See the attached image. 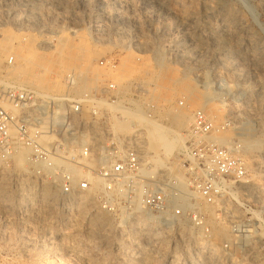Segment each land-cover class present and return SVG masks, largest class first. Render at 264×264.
Returning <instances> with one entry per match:
<instances>
[{"label":"rangeland","instance_id":"1","mask_svg":"<svg viewBox=\"0 0 264 264\" xmlns=\"http://www.w3.org/2000/svg\"><path fill=\"white\" fill-rule=\"evenodd\" d=\"M186 1L0 0V30L8 29L16 36H30L29 38L34 39H30L34 43L32 50H25L26 47H19L16 43L4 55L2 66L0 65V87L11 82L21 83L22 79L24 85L32 87L30 83L35 77L30 72L33 68L35 74L41 71L37 78L48 77L52 83L56 81V87L48 91L50 95L77 97L76 99L96 96L107 82L117 84L115 79L104 73L111 66L120 67L125 59H128V66L132 64V68L135 66L134 70L137 71L134 76L137 82L125 81L126 85L119 90L120 100L109 106L119 118L122 113L117 106H127L129 109L139 106L143 111L146 109L144 112L147 111L149 116L164 124L169 122L161 118V114L165 116L169 113L195 111L191 122L179 126L181 130L178 127L185 137L184 144L198 113L216 117L218 128L226 124L225 130L213 135V141L218 137H227L237 142L242 137L239 134L243 133V126L251 124L255 129L254 138L260 139L262 143L249 150L244 148L245 155L252 162L251 167L247 169L252 177V184L243 190L241 197L252 213L250 227L254 229L253 232L256 231V237L248 243L251 245L249 247H252L247 252L248 257L242 250L234 251L236 259L233 260L224 254V244L232 242L235 237L228 223L230 239H220L212 235V221H218L221 216L217 208L213 209L215 218L212 220H208L203 209L206 224L211 231L209 241L203 229L195 226L190 219L186 220L187 230H192L184 234L179 232L178 227L170 229L167 226H157L152 230L151 226L139 228L127 223V219L123 217L126 212L105 211L99 203L98 195L94 196V206L69 204V196L60 191L56 196L44 198L37 193L31 198L25 196L21 199L17 196V191L23 186L27 189L28 186L20 182V186L12 189L7 178L1 176L0 180L7 181V190L13 194L11 201L0 200V222L9 223L7 228H0V235L7 233V236L12 237L10 243L0 244V253L7 256L5 264H264V0ZM102 9L106 11V15H102ZM63 37L75 43L81 39L87 42L92 52L87 72L92 75L98 67L97 71L101 73L100 79L89 81L84 93L75 91V85L67 75L70 74L69 71H62V67L54 66L50 62L58 57L60 51L57 44ZM45 41H48V44H44ZM158 50L161 51L160 54ZM33 52L36 54L35 59L44 62L43 67L58 74L57 79L53 78L54 74L44 77V72L39 67L29 68L31 63L18 56ZM159 55L162 56L161 61ZM9 56L15 58L13 65L6 62ZM101 61H108L109 64L103 66ZM146 63L150 64L148 69H154L140 76L138 70L143 69L145 65L142 64ZM3 69H6V73ZM24 73L27 75L23 76ZM204 76L211 82L208 91L220 93V99L227 105L221 104L222 108L218 112L216 110L207 113L211 104L220 103L214 99V94L203 98L206 104L203 110L198 106L199 98L191 100L188 97V90L192 87L201 91L198 96L207 92L200 86L201 83H198ZM25 79L30 83H26ZM139 79L148 81V84L150 81L161 84L158 86L159 91H154V85L145 86ZM175 82L176 85L173 86ZM161 92L168 95L167 103L164 98H158L157 95ZM209 99H214L213 103L208 104ZM87 111L86 106L85 112ZM155 113L156 115L152 116ZM179 150L181 149L178 148L170 154L161 151L160 158L165 164L175 157ZM26 167L19 170L24 171L28 168ZM26 181L28 180L24 182ZM51 184L58 187L53 181ZM242 210H238V217L243 215L244 209ZM97 216L102 218L100 222L103 223H96ZM187 230L185 229L186 232ZM205 241L218 244L222 252L218 256L211 255L208 249L202 248ZM251 255L255 257L252 258Z\"/></svg>","mask_w":264,"mask_h":264},{"label":"built area","instance_id":"2","mask_svg":"<svg viewBox=\"0 0 264 264\" xmlns=\"http://www.w3.org/2000/svg\"><path fill=\"white\" fill-rule=\"evenodd\" d=\"M14 61V56L6 60L9 65ZM98 92L76 99L44 95L20 82L0 87V177L7 178L10 188L28 180L37 190H42L46 181H54L66 196L88 191V177L76 180L66 164L55 161L67 141L77 140L72 144L75 155L67 161L100 178L102 188L97 195L105 211L150 213L160 219L161 228L178 227L179 232L181 223L190 219L211 241L203 211L204 205H209L217 208L219 218L228 223L235 237L224 244V254L249 252L251 241L245 237L252 230V213L241 193L251 186L252 177L242 147L238 142L229 148L211 140L226 124L216 129L206 114L198 113L184 146L158 168L155 153L148 148L146 130L120 133L114 129L113 121L119 117L109 106L120 99L118 85L107 82ZM22 149L29 151L24 171L15 167V156ZM174 167L182 172V181L172 173ZM242 209L243 215L238 217ZM8 226L0 222V228ZM11 238L7 233L0 235V244L10 243ZM6 259L0 253V264Z\"/></svg>","mask_w":264,"mask_h":264},{"label":"bare ground","instance_id":"3","mask_svg":"<svg viewBox=\"0 0 264 264\" xmlns=\"http://www.w3.org/2000/svg\"><path fill=\"white\" fill-rule=\"evenodd\" d=\"M186 1V0H184ZM176 2V1H175ZM187 2V1H186ZM231 2V1H230ZM196 3V2H195ZM188 4V3H187ZM208 4V3H207ZM213 4V3H212ZM210 5V4H209ZM227 5V4H226ZM190 6V5H188ZM212 6V5H210ZM175 7V6H174ZM209 7V6H208ZM218 7V6H217ZM171 10V9H170ZM174 10V9H173ZM211 10V9H210ZM215 10V9H214ZM101 12V11H100ZM179 12V11H178ZM193 12V11H192ZM191 12V13H192ZM213 12V10H212ZM230 13V12H229ZM108 14V13H107ZM189 14V13H187ZM194 14V13H193ZM102 15H106V11L102 9ZM187 16V15H186ZM193 16V15H192ZM191 17V16H189ZM228 17V16H226ZM182 18V17H181ZM186 18V17H185ZM216 18V17H215ZM240 18V17H239ZM108 19V18H107ZM193 19V18H192ZM227 21V20H226ZM229 21V20H228ZM227 21V22H228ZM192 22V21H191ZM234 22V21H233ZM230 25V23H229ZM240 25V24H238ZM236 26V25H235ZM187 27V26H186ZM185 27V28H186ZM239 27V26H238ZM237 28V27H236ZM240 30V29H239ZM143 31V30H142ZM234 31V30H233ZM237 31V30H236ZM244 31V30H243ZM214 33V32H213ZM224 33V32H223ZM233 33V32H232ZM231 33V34H232ZM239 34V33H238ZM64 35V34H63ZM232 36V35H230ZM229 36V37H230ZM30 37V36H29ZM29 37H25V36H16L12 31L8 30V29H1L0 30V65L2 66L1 62L3 61V57H5L4 55L9 52L14 46L15 44H19V47H23L26 49L25 50H32V45L34 43H32L30 41V39L33 38H29ZM79 37V36H78ZM215 37V36H214ZM227 37V36H226ZM148 38V37H147ZM220 38V37H219ZM229 39V38H228ZM237 39V38H236ZM34 40V39H33ZM57 40V39H56ZM79 40V39H78ZM77 40V41H78ZM188 40V39H187ZM197 40V39H196ZM199 40V39H198ZM201 40V39H200ZM216 40V39H215ZM220 40V39H219ZM234 40V39H233ZM75 41V40H74ZM221 41V40H220ZM219 41V42H220ZM232 41V40H231ZM141 42V41H140ZM234 42V41H233ZM146 43V42H145ZM230 43V42H229ZM232 43V42H231ZM44 44H48V41L44 42ZM92 45V44H91ZM152 45V44H151ZM188 45V44H187ZM200 45V44H199ZM249 45V44H248ZM191 46V45H190ZM189 46V47H190ZM193 46V44H192ZM252 46V45H251ZM250 46V47H251ZM59 47V48H58ZM147 47V46H146ZM150 47V46H149ZM160 47V46H159ZM228 47V46H227ZM236 47V46H235ZM22 48V49H23ZM30 48V49H29ZM57 48L59 49L60 53L58 55L57 58H54L53 60H50L51 64L54 66H58L59 68L62 67V71H69L67 74L69 75V78L71 79V81L73 82V84L75 85V91L77 92H81L84 93L86 92V89L88 88V84L89 81H95L97 80L101 73H98L97 68L96 71L94 70L92 75L87 72V64L88 62L91 60V49L90 47H88L87 42H85L83 39L80 40V42L75 43L71 40H68V38H61L59 40V43L57 44ZM151 48V47H150ZM203 48V47H202ZM230 48V47H228ZM189 49V48H188ZM24 50V49H23ZM201 50V49H200ZM229 50V49H228ZM159 51V50H158ZM226 51V50H225ZM230 51V50H229ZM23 52V51H22ZM161 51H159L160 54ZM17 53V52H16ZM31 53V52H30ZM21 54L18 55L19 58L28 61L31 63L30 67H39L40 70H42V72H44V77L48 76V74H54L55 77H53L54 79L58 78V74H55L54 71H51L50 68H46L43 67L44 66V62H41L40 60L35 59L36 58V54L33 52V54ZM157 53V52H156ZM214 54V53H213ZM17 56V57H18ZM160 56V55H159ZM139 57V56H138ZM194 57V56H193ZM140 58V57H139ZM134 59V58H133ZM162 60V56H160L159 61ZM21 60V61H23ZM138 60V59H137ZM124 61V59L122 60ZM130 60L125 59V61L122 63V65L118 68H113L111 66V68L105 72L104 74L107 75L109 78L112 77L113 79H115V81L117 82V85L119 87V90H121L123 88L124 83L126 82H135L137 79L134 78L135 73H137V71L134 70V67L132 68V64L131 66H128V62ZM132 61V60H131ZM139 61V60H138ZM137 61V62H138ZM158 61V60H157ZM185 61V60H184ZM137 64V63H136ZM194 64V63H193ZM219 64V63H217ZM221 64V63H220ZM27 65V63H26ZM25 65V66H26ZM145 65V67L140 70H138V74L141 75H146L148 73L151 72L150 68L148 69L147 67L150 65L149 63L147 64H142ZM140 64V66H142ZM162 65V64H160ZM204 65V64H203ZM224 65V64H223ZM228 65V64H227ZM139 67V66H136ZM212 67V66H211ZM221 67V66H220ZM17 68V67H16ZM24 68V67H23ZM26 68V67H25ZM24 68V69H25ZM28 68V67H27ZM36 68V69H37ZM223 68V67H222ZM226 68V67H225ZM228 68V67H227ZM19 69V68H18ZM22 69V68H21ZM99 69V68H98ZM220 69V68H219ZM218 69V70H219ZM231 69V68H230ZM233 69V68H232ZM6 70V69H5ZM5 70L3 69V71L5 72ZM137 70V69H136ZM221 70V69H220ZM225 70V69H224ZM36 71V70H35ZM66 71V72H67ZM226 71V70H225ZM27 72V70H26ZM32 72V73H31ZM30 74L33 75V77H35V80H32L33 82H29L28 80H26V83L28 81V83H30L33 87V89H35L38 93L44 94V95H49L48 91H50V89L54 88V86L56 87L55 83L56 81H54L55 83H52L51 80L47 77V78H43V79H39L37 78L38 76H40L39 74H41V71L39 73L34 72V69H31ZM61 72V71H60ZM101 72V70H100ZM155 72V71H154ZM220 72V71H219ZM232 72V71H231ZM1 73V72H0ZM6 73V72H5ZM17 73V71H16ZM19 77L21 75V72H18ZM62 73V72H61ZM213 73V72H212ZM221 73V72H220ZM29 74V75H30ZM103 74V73H102ZM160 74V73H159ZM158 74V76H159ZM2 75V73L0 74V76ZM27 75V74H23ZM138 75V77H139ZM151 75V74H150ZM149 75V76H150ZM155 76H157L156 74H153ZM221 75V74H220ZM223 75V74H222ZM106 76V77H107ZM148 76V75H147ZM227 76V75H226ZM31 77V76H30ZM32 77V78H33ZM5 78V77H3ZM25 78H29L27 76H25ZM42 78V77H41ZM101 78V77H100ZM99 78V79H100ZM111 78V79H112ZM144 78V77H143ZM155 78V77H154ZM201 78V77H200ZM216 78V77H215ZM21 79V78H20ZM23 80V79H22ZM21 80V83H22ZM143 81V79H141ZM139 79V81H141ZM156 80V79H155ZM163 80V79H162ZM1 81V80H0ZM24 81V80H23ZM114 81V80H113ZM126 81V82H125ZM160 81V80H158ZM157 81V82H158ZM174 81V80H173ZM225 81V80H224ZM97 82V81H96ZM137 82V81H136ZM135 82V83H136ZM198 82V81H197ZM25 83V82H24ZM140 83H144L145 86L151 84V86L154 85L153 89L154 91H159L158 90V86L160 87L161 84H156L154 82L150 84H148V81H143ZM164 83V81H163ZM199 84L201 83L200 86H202L207 92L205 94H203V96H198L199 93H201V91H199V89L197 87H192L190 88V90H188V97H190V99L192 100V98H199L198 100H200L198 102V106L203 110L205 107V103L203 101V98H208L209 95H211L212 91H208L210 89V85L211 82L209 81L208 77H203L201 78V80L198 82ZM5 84V83H4ZM23 84V83H22ZM95 84V83H94ZM171 84V83H170ZM28 85V84H27ZM126 85V84H125ZM124 85V86H125ZM131 85V84H130ZM142 85V84H141ZM163 85V84H162ZM176 85V82L174 83L173 86ZM29 86V85H28ZM165 86V85H164ZM168 86V84H167ZM172 86V87H173ZM31 87V86H29ZM163 87V86H162ZM91 88V86H90ZM151 89V90H153ZM172 89V88H169ZM175 89V88H174ZM150 90V91H151ZM161 90V89H160ZM219 90V89H218ZM167 91V89H166ZM165 91V92H166ZM121 93V92H120ZM155 93V92H154ZM162 93V94H161ZM158 93V98H164L163 100L166 101L165 103H167V101H169V97L168 95H165V93L163 94V92ZM170 93V90H169ZM203 93V92H202ZM52 94V93H51ZM157 94V93H156ZM155 94V95H156ZM171 94V93H170ZM214 94V99L215 100H219L220 103H216V104H211L213 103L212 100L209 99L208 104H211L210 106V111H208L207 113H211L217 110L220 111L221 110V104L224 106H227L224 102V100L222 101L220 99V93H212ZM225 94V92H224ZM145 95V94H144ZM165 95V96H164ZM225 96V95H224ZM212 97V96H211ZM77 98V97H76ZM79 98V97H78ZM151 98V97H150ZM120 100V99H119ZM149 101V99H148ZM153 101V100H152ZM155 101V100H154ZM195 101V99H194ZM193 101V103H194ZM129 102V101H128ZM121 103V102H120ZM148 103V102H147ZM154 103V102H153ZM169 103V102H168ZM192 103V102H191ZM119 104V102H118ZM157 104V102L155 103V105ZM161 104V103H160ZM159 104V105H160ZM205 104V105H204ZM231 104V103H230ZM115 105V104H114ZM140 105H142L140 103ZM193 105V104H192ZM195 105V103H194ZM117 106V105H116ZM121 106V105H120ZM129 106V105H128ZM132 106V105H131ZM152 106V104H151ZM127 107V106H126ZM125 106L123 107H118L117 109L122 113V116L120 118H116L113 121V126L115 131L120 132V133H132L134 132L137 128H142L144 130H146V136H147V141H148V148L149 150L153 151L155 153L154 157L156 158V163L158 166L160 165H164L163 163V159L160 158L161 156V151H164L165 154H170L172 153L174 150L178 149V148H182L184 146V136L180 133L181 130V125H185L187 122H191L194 119V112H189V113H182V112H177V114L174 113H169L166 114L165 116H161V118H163L164 120L168 121L169 123L164 124L163 122H161L159 119H155L153 117H151V115L149 116L147 114V111L144 112L142 110V108H140L139 106H136V108L134 107V109H130L126 108ZM143 107V106H142ZM154 107V106H153ZM164 107V106H163ZM159 108V107H158ZM198 108V107H197ZM164 111H166L165 108H163ZM193 109V108H192ZM196 109V108H195ZM199 109V108H198ZM117 110V111H118ZM148 110V109H147ZM156 110V109H155ZM116 111V110H115ZM157 111V110H156ZM155 112V111H154ZM162 112V111H161ZM120 113V115H121ZM160 113V112H159ZM196 113V112H195ZM158 114V112H157ZM156 115L155 114H152ZM208 116V115H207ZM213 122L214 125L216 127V129L218 128L217 121H215L214 116H208ZM257 125V124H256ZM178 127L180 128V130H178ZM243 133L241 132L239 135H241L242 137L239 138L240 140H238L237 142L240 144V146L242 147V156L244 157L245 161H246V167L247 169H249L251 167V161H249V159L247 158V156L245 155V150L244 148H246L247 150H249L252 147H256L258 145H260L262 143V141L260 139H255L254 138V134H255V129L253 128V126L251 124H246L243 126ZM244 137V138H243ZM217 139V138H216ZM77 141V140H76ZM76 141H67L65 144V149L63 150V152L61 153V157H56L55 161L56 164L58 165H62V164H66L67 169L74 175L75 179L77 180L80 177H88L90 182H91V188L87 191V192H75L71 195H69V204H84V205H88V206H94V196H96L98 194V192L101 190L102 188V181L100 180L99 177L95 176V175H91L90 173H88L87 171H85L83 168H80L72 163H69L67 161V158H70L72 156L75 155V150L72 147V144H74ZM82 141H84V138H82ZM218 143L222 144V145H226L229 148L233 147L234 142L232 141V139L230 138H219L216 140ZM28 150L27 149H22L20 150V152H18V154L15 156V167L17 169L20 168H25L27 165V159H28ZM68 154V156H67ZM163 155V153H162ZM257 165V164H256ZM26 167V168H27ZM172 173L181 181L183 180V175L182 172L177 170L176 167L172 168ZM2 178V177H0ZM5 180V177H4ZM7 182V181H5ZM3 180H0V200L3 199L2 201H11L13 194L10 193L7 190V186ZM54 182V181H53ZM28 186V188L26 189L24 186L22 188L19 189V191H17V196L19 195L21 197V199L25 196H27V198H31L32 195H35L37 193H40V195H42L44 198L46 196H56L59 194V188L58 187H54L51 184V181H46L44 183V186L42 188V190L38 191L37 189H34L35 185H32V183L30 181H26V182H22V185ZM20 186V185H19ZM56 186V185H55ZM249 187V186H248ZM18 189V188H17ZM39 195V194H38ZM41 196V197H42ZM39 196V198H41ZM42 198V199H44ZM49 198V197H47ZM26 199V198H24ZM48 200V199H47ZM50 200V198H49ZM54 200V199H53ZM29 201V200H28ZM34 201V200H33ZM31 202V201H30ZM33 203V202H32ZM34 204V203H33ZM32 204V205H33ZM68 204V203H67ZM188 204H186L185 206H187ZM204 210L207 213V218L208 220H212L215 218V214H214V210L211 206L209 205H204ZM205 213V212H204ZM233 216H236V213L233 214ZM123 217L125 219H127V223L130 224H134L136 226H139V228H141V226H145V227H149L151 226L152 228H150L151 230L154 229L155 227L159 226V224L161 223L160 219H158L156 216H153L150 213H138L136 215H130V214H123ZM217 218V216H216ZM219 218V217H218ZM100 216L96 218V223H103V221L100 222ZM212 225H213V233L214 236L220 238V239H230V231L228 229V225L227 223H225L223 221V219L219 218L218 221H212ZM124 224V223H123ZM126 225V223H125ZM129 227V226H128ZM187 222L185 223H181L180 226V232L181 234L184 233H189V231L187 230ZM147 229V228H145ZM157 229V228H156ZM185 229L187 230V232L185 231ZM195 229V228H194ZM254 229L250 230V233L245 237L246 241H252V239H254V234L255 232H253ZM160 231V230H159ZM162 232V231H161ZM196 232V231H195ZM160 232H157V234H159ZM198 238V237H197ZM203 247L202 248H206L208 249V251L210 252L211 255H215L218 256L220 254V252H222V249H219L220 247H218V244L216 243H211L209 241H205L203 242ZM245 247V246H244ZM252 248V247H251ZM250 248V249H251ZM46 249V248H45ZM221 250V251H220ZM236 254L233 253H229L227 254V258L230 259H236ZM244 255H246L248 257V253H245ZM252 256V255H251ZM239 257V256H238ZM255 257L252 256V258ZM257 257V256H256Z\"/></svg>","mask_w":264,"mask_h":264}]
</instances>
